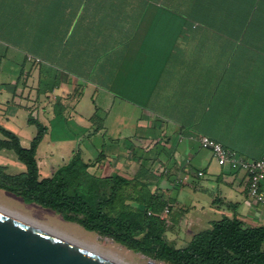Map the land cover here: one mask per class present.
I'll return each instance as SVG.
<instances>
[{
  "label": "crops",
  "instance_id": "1",
  "mask_svg": "<svg viewBox=\"0 0 264 264\" xmlns=\"http://www.w3.org/2000/svg\"><path fill=\"white\" fill-rule=\"evenodd\" d=\"M206 10L204 0H0V117L27 113L28 126L32 116L48 127L44 139L84 142L74 153L86 161L103 151L100 174L131 178L144 162L138 151H150L152 184L174 202L167 238L177 247L224 216L264 225L244 172L218 165L198 141L264 156V54L238 52L240 41L193 21ZM89 83L103 88L99 105L93 96L94 111L76 117ZM97 136L111 141L107 151ZM189 176L215 196L176 211V182Z\"/></svg>",
  "mask_w": 264,
  "mask_h": 264
},
{
  "label": "trees",
  "instance_id": "2",
  "mask_svg": "<svg viewBox=\"0 0 264 264\" xmlns=\"http://www.w3.org/2000/svg\"><path fill=\"white\" fill-rule=\"evenodd\" d=\"M204 3L208 9L203 12L205 17H194V22L240 41L238 52L264 54V0H204ZM96 117L94 114L92 119ZM28 123L37 130L28 148L15 132L0 124L4 137L0 139V150L13 151L25 166L23 172L11 173L0 165L1 189L155 261L264 264V225L253 227L237 216L213 221L210 228L194 234L184 247L171 242L167 238L170 227L160 215L170 207L169 220L174 202L152 184L154 175L148 169L152 160L150 151H138L144 162L131 178L114 172L100 174L105 153L102 151L95 160L86 161L80 150L68 162L52 167L50 176L42 177L37 153L48 127L32 116ZM224 204L231 209L236 206L231 202Z\"/></svg>",
  "mask_w": 264,
  "mask_h": 264
},
{
  "label": "rangeland",
  "instance_id": "3",
  "mask_svg": "<svg viewBox=\"0 0 264 264\" xmlns=\"http://www.w3.org/2000/svg\"><path fill=\"white\" fill-rule=\"evenodd\" d=\"M258 65L264 63L263 60L257 61ZM90 79H94L91 77ZM87 89L84 91L80 99V105L78 109V114L76 117L82 115L86 116L90 114V111H94L92 109L93 101L92 97L94 96V102L96 105H99L100 96L103 94V88L101 85L87 84ZM78 87V91L75 92V95H81L83 93V88ZM98 87V88H96ZM80 90V92H79ZM95 94V95H94ZM103 114L102 111H100ZM92 114V113H91ZM28 117L27 113H22L19 115L17 120L10 119L7 121L3 117H0V124L6 127L9 130L17 133L22 140V145L25 148L30 146L32 139L35 137L36 128L34 126H28L26 124V118ZM3 135L0 133V139H3ZM94 145L99 148L102 147L105 151L110 147L111 141L107 138V140H103L102 137L97 136L93 138ZM50 136L46 137L44 141L41 143L37 157L39 159V165L41 169L42 177H48L51 174V168L68 162L75 150L79 148V145H84L82 141H71L67 142L65 146H62L58 141H51ZM209 157L206 158L202 163L194 162L195 170L200 167H206L209 163ZM0 165L8 168L11 173H20L25 170V166L21 163L15 153L9 150H0ZM213 168L219 170L220 166L217 164L213 165ZM226 169H229L226 167ZM206 184L205 180H198L192 176H189L186 180H184L183 188L174 195L177 196L178 202L176 204V211L181 209H188L189 212L195 210L196 203L200 201L201 203L208 204L215 195H206L204 191H198L193 188V185L198 183ZM210 191L213 194L216 192V187L209 186ZM162 191V188H159ZM254 201V200H252ZM0 207L13 212L17 215H20L26 219L32 220L44 227H47L51 230H54L62 235H65L73 240H76L86 246L92 247L97 252L109 256L114 257L125 264H167L161 261L152 260L146 256L135 253L127 248L115 243L113 240L102 237L94 232H89L79 225L66 221L61 215L53 212L52 210L43 208L37 204H29L26 203L20 196L10 193L6 190L0 188ZM181 213H184L181 212ZM183 229H187L188 223L186 221L183 222ZM173 228V226L171 227ZM169 229L172 232V229ZM187 238L180 241L178 247H183L187 243H185Z\"/></svg>",
  "mask_w": 264,
  "mask_h": 264
},
{
  "label": "water",
  "instance_id": "4",
  "mask_svg": "<svg viewBox=\"0 0 264 264\" xmlns=\"http://www.w3.org/2000/svg\"><path fill=\"white\" fill-rule=\"evenodd\" d=\"M0 264H124L0 210Z\"/></svg>",
  "mask_w": 264,
  "mask_h": 264
},
{
  "label": "built area",
  "instance_id": "5",
  "mask_svg": "<svg viewBox=\"0 0 264 264\" xmlns=\"http://www.w3.org/2000/svg\"><path fill=\"white\" fill-rule=\"evenodd\" d=\"M28 60L33 61V58L28 56ZM35 61L39 62V60ZM198 141L202 149L212 154L213 159L218 165L230 166L243 171L247 182V193L249 197L256 204L264 206V156L259 159L245 158L240 156L237 151L224 147L221 143L208 136H201ZM165 173H167V170ZM198 175L203 176V172H199ZM184 180L180 179L176 184L181 185L184 183ZM170 211V207H166L160 215V218L165 220L168 226H170V221L168 220Z\"/></svg>",
  "mask_w": 264,
  "mask_h": 264
},
{
  "label": "bare ground",
  "instance_id": "6",
  "mask_svg": "<svg viewBox=\"0 0 264 264\" xmlns=\"http://www.w3.org/2000/svg\"><path fill=\"white\" fill-rule=\"evenodd\" d=\"M0 210H1V211H4V212H7V213H9V214H11V215H13V216H16V217H18V218H20V219L26 221L27 223L33 225V226H36V227H38V228H42V229H44V230H46V231H49V232H51V233H54L55 235H58V236H60V237H63V238L68 239V240H70V241H73L74 243H77V244H79V245H83L84 247H86V248H88V249H90V250H92V251L97 252V251H96L95 249H93L92 247L86 246V245H84V244H82V243H80V242H78V241H76V240H73V239H71V238H69V237H67V236H65V235H62V234H60V233H58V232H56V231H54V230H51V229H49V228H47V227H44V226H42V225H40V224H38V223H36V222H34V221H32V220L26 219V218H24V217H22V216H20V215H17V214H15V213H13V212L7 211V210H5V209H3V208H1V207H0ZM98 253H99V252H98ZM104 256H106V255H104ZM106 257H108V258H110V259H112V260H114V261H117V262H121V263H123L122 261H120V260H118V259H116V258H114V257H109V256H106ZM124 264H125V263H124Z\"/></svg>",
  "mask_w": 264,
  "mask_h": 264
}]
</instances>
